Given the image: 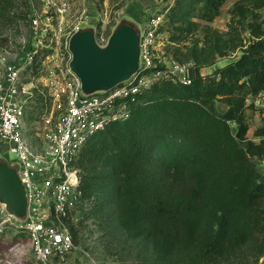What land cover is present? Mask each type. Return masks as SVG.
I'll list each match as a JSON object with an SVG mask.
<instances>
[{"label":"trees","instance_id":"1","mask_svg":"<svg viewBox=\"0 0 264 264\" xmlns=\"http://www.w3.org/2000/svg\"><path fill=\"white\" fill-rule=\"evenodd\" d=\"M227 1H174L159 33L175 44L203 36L181 59L194 64L191 84L159 82L136 96L130 117L90 137L78 160L83 202L140 243L145 264L264 258V175L254 162H264V119L256 141L247 117L249 100L264 94V0L236 2L223 39L211 23Z\"/></svg>","mask_w":264,"mask_h":264},{"label":"built area","instance_id":"2","mask_svg":"<svg viewBox=\"0 0 264 264\" xmlns=\"http://www.w3.org/2000/svg\"><path fill=\"white\" fill-rule=\"evenodd\" d=\"M70 12V0H41V9L32 4L28 50L20 64L5 67L0 80V154L9 151L17 156L12 166L7 165L17 171L23 185L26 215L18 218L1 201L0 205L29 237L39 264H66L76 250L73 215L81 213L82 207L88 209L77 164L90 137L112 122L128 119L130 103L155 84H191L194 65L166 60L160 20L145 22L138 30V72L109 91L87 94L71 68V39L84 29L80 23L65 25ZM88 30L101 48L113 34L95 25ZM40 91L44 107L36 129L29 110Z\"/></svg>","mask_w":264,"mask_h":264},{"label":"rangeland","instance_id":"3","mask_svg":"<svg viewBox=\"0 0 264 264\" xmlns=\"http://www.w3.org/2000/svg\"><path fill=\"white\" fill-rule=\"evenodd\" d=\"M19 0L10 9H4L0 4V80L4 69L8 64H20L28 50L27 42L31 39L29 15L32 4L41 9V0ZM175 0H70L71 12L64 18L66 26L80 23L84 30L94 26L105 33H113L119 26L127 24L133 26L137 31L145 22L160 20L159 29L165 25L168 9ZM239 0H228L222 8L221 15L211 23V27L223 39L231 38L229 25L231 23L230 10ZM161 34L163 56L168 61H177L183 64L192 61H181L186 59L187 54L196 48L195 43L200 42L199 48L203 46L201 33L195 38L189 37L186 41L175 44L170 40L167 31ZM245 37V35L243 36ZM26 48H25V47ZM207 52V50H206ZM239 51L228 59L209 60L202 68L203 74H208L216 67L228 63L230 58L238 57ZM211 61V62H210ZM214 63V64H212ZM39 86L45 93L44 78L40 80ZM251 107L247 110V117L250 124V136L263 124L264 119V94L251 99L248 102ZM44 107L43 95L38 92L31 104L29 117L34 119V128L40 126V115ZM218 111L224 113L226 106L217 103ZM32 121V120H31ZM0 159L12 166L17 156L9 151L0 154ZM258 171L264 175V162L254 159ZM91 206V204H90ZM91 213L87 216L81 209V213L73 215V225L76 228L74 235L76 250L71 254L66 264H145L139 253L142 252L140 243L133 242L121 228L111 220L106 221ZM86 209V207L84 208ZM6 214L3 206L0 205V264H39L32 254L31 241L27 234L14 225V220ZM72 225V226H73ZM244 264H264V258L259 262L247 260Z\"/></svg>","mask_w":264,"mask_h":264},{"label":"water","instance_id":"4","mask_svg":"<svg viewBox=\"0 0 264 264\" xmlns=\"http://www.w3.org/2000/svg\"><path fill=\"white\" fill-rule=\"evenodd\" d=\"M72 70L79 76L87 94L109 91L130 79L139 70L140 38L131 25H121L108 45L101 48L91 30L76 33L70 42ZM0 201L9 212L24 218L27 200L21 180L14 168L0 160Z\"/></svg>","mask_w":264,"mask_h":264}]
</instances>
